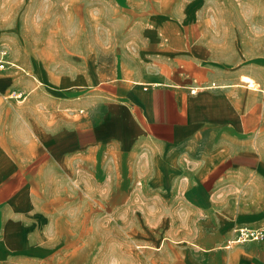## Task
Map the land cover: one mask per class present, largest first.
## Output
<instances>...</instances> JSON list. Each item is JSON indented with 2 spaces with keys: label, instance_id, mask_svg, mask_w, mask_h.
<instances>
[{
  "label": "crops",
  "instance_id": "obj_1",
  "mask_svg": "<svg viewBox=\"0 0 264 264\" xmlns=\"http://www.w3.org/2000/svg\"><path fill=\"white\" fill-rule=\"evenodd\" d=\"M113 5L102 37L0 71V264L145 220L192 264H264L227 243L264 232V0Z\"/></svg>",
  "mask_w": 264,
  "mask_h": 264
},
{
  "label": "rangeland",
  "instance_id": "obj_2",
  "mask_svg": "<svg viewBox=\"0 0 264 264\" xmlns=\"http://www.w3.org/2000/svg\"><path fill=\"white\" fill-rule=\"evenodd\" d=\"M117 14L113 0H0V51L6 53V68L23 70L19 65L25 56L46 43L71 48L74 37H102L104 21ZM16 95L23 99L22 93ZM143 223L144 234L138 236H119L120 231L106 236L104 230H95L92 236L90 230L89 235L73 238V251L47 264H192L195 255L188 253L183 238L158 235L151 220Z\"/></svg>",
  "mask_w": 264,
  "mask_h": 264
},
{
  "label": "built area",
  "instance_id": "obj_3",
  "mask_svg": "<svg viewBox=\"0 0 264 264\" xmlns=\"http://www.w3.org/2000/svg\"><path fill=\"white\" fill-rule=\"evenodd\" d=\"M6 53L4 51H0V71H3L6 69L8 61L6 59ZM237 238L233 240H228V246H231L233 244L237 243H243L247 241H262L264 240V232L259 229H248V228H242L239 229L237 232Z\"/></svg>",
  "mask_w": 264,
  "mask_h": 264
},
{
  "label": "bare ground",
  "instance_id": "obj_4",
  "mask_svg": "<svg viewBox=\"0 0 264 264\" xmlns=\"http://www.w3.org/2000/svg\"><path fill=\"white\" fill-rule=\"evenodd\" d=\"M8 64H9V62H8ZM223 87V86H222Z\"/></svg>",
  "mask_w": 264,
  "mask_h": 264
}]
</instances>
